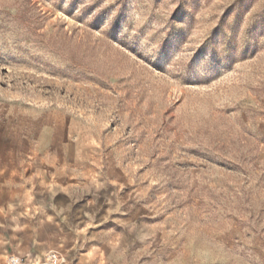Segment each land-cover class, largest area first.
Instances as JSON below:
<instances>
[{"label": "rangeland", "instance_id": "obj_1", "mask_svg": "<svg viewBox=\"0 0 264 264\" xmlns=\"http://www.w3.org/2000/svg\"><path fill=\"white\" fill-rule=\"evenodd\" d=\"M0 155L60 264H264V0H0Z\"/></svg>", "mask_w": 264, "mask_h": 264}, {"label": "crops", "instance_id": "obj_2", "mask_svg": "<svg viewBox=\"0 0 264 264\" xmlns=\"http://www.w3.org/2000/svg\"><path fill=\"white\" fill-rule=\"evenodd\" d=\"M8 157L0 155V260L5 254L36 259L62 250L70 243V230L43 213L52 186L32 183L30 166L23 168ZM88 258L81 254L77 264H87Z\"/></svg>", "mask_w": 264, "mask_h": 264}, {"label": "built area", "instance_id": "obj_3", "mask_svg": "<svg viewBox=\"0 0 264 264\" xmlns=\"http://www.w3.org/2000/svg\"><path fill=\"white\" fill-rule=\"evenodd\" d=\"M6 264H29V263L27 262V259L22 256L9 254L6 259ZM45 264H60L59 254L57 252H49L45 258Z\"/></svg>", "mask_w": 264, "mask_h": 264}]
</instances>
